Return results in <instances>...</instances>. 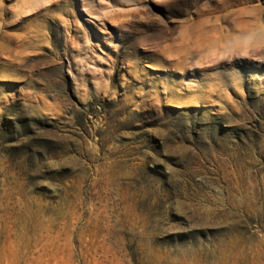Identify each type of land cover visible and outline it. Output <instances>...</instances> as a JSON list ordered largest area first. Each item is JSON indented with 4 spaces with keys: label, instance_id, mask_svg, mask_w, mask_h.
Returning <instances> with one entry per match:
<instances>
[{
    "label": "rangeland",
    "instance_id": "374dc122",
    "mask_svg": "<svg viewBox=\"0 0 264 264\" xmlns=\"http://www.w3.org/2000/svg\"><path fill=\"white\" fill-rule=\"evenodd\" d=\"M0 264H264V0H0Z\"/></svg>",
    "mask_w": 264,
    "mask_h": 264
}]
</instances>
